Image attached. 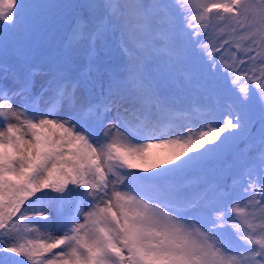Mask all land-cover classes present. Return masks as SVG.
<instances>
[{
  "label": "snow or ice",
  "instance_id": "obj_1",
  "mask_svg": "<svg viewBox=\"0 0 264 264\" xmlns=\"http://www.w3.org/2000/svg\"><path fill=\"white\" fill-rule=\"evenodd\" d=\"M54 7L0 0V264H264V0H82L49 54Z\"/></svg>",
  "mask_w": 264,
  "mask_h": 264
},
{
  "label": "rangeland",
  "instance_id": "obj_2",
  "mask_svg": "<svg viewBox=\"0 0 264 264\" xmlns=\"http://www.w3.org/2000/svg\"><path fill=\"white\" fill-rule=\"evenodd\" d=\"M27 2H36V3H45L50 5H55L59 7H54L50 11V30L45 34L46 46L45 51L49 54H58L62 52L65 40H66V30L69 29V24L72 22L76 15V10L71 7L78 3H81L82 0H27ZM116 41L109 42V49H98L97 50V62L100 73L103 74L104 78L107 79L110 72L116 70L124 61L125 57L122 53L119 52V33L116 34ZM40 59L37 57L34 61V65H40ZM87 54L81 53L78 55L73 62L72 70L73 71H82L87 66ZM9 65L13 68L18 67L19 60L17 58H11L9 60ZM39 71H44L43 67L38 69ZM3 76V73L0 72V77ZM223 82V81H221ZM41 83V77L38 75L36 77V83L33 87V93L36 94L39 92V87ZM0 84H4L6 87L11 88L12 82L11 79H0ZM219 95L223 98L222 92H216L212 94V98L209 99L208 96L203 95H182L178 97L180 103L178 107L182 110L191 109L193 112L190 115L193 119L198 115L193 106H202V105H209L215 102L216 96ZM14 103L18 104L19 100H14ZM258 116L255 117L253 121V125H250V129L255 136L256 144L259 143V136H258V128L259 124L257 123ZM15 123V121H13ZM239 143V142H238ZM244 145L239 143V147L234 148L231 151V154L226 155V158L218 161L217 163L213 164L210 168V171L215 170L219 172L221 169H226L231 167L232 170H239L242 169L244 166L250 163V158L255 154L242 152ZM169 167L171 165H168ZM141 175H148L150 173L140 172V170H136ZM229 182H231L229 180ZM85 211H87V207H85ZM52 215H55V211L52 212ZM83 217L81 216V220ZM59 249H57L58 251Z\"/></svg>",
  "mask_w": 264,
  "mask_h": 264
}]
</instances>
